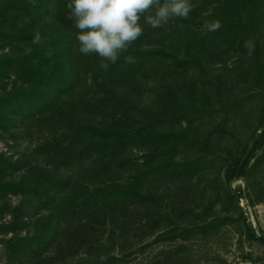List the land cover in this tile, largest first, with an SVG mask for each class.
I'll return each mask as SVG.
<instances>
[{
    "label": "trees",
    "instance_id": "obj_1",
    "mask_svg": "<svg viewBox=\"0 0 264 264\" xmlns=\"http://www.w3.org/2000/svg\"><path fill=\"white\" fill-rule=\"evenodd\" d=\"M68 2L0 0V131L17 134L31 146L29 153L17 159L0 154V247L5 249L6 264H130L127 258L136 253L127 251L129 231L154 226L166 231L168 227L169 203L153 183L138 179L89 188L72 174L74 157L62 152L83 139L85 149L111 147L114 155L127 134L140 133L132 128L123 133L80 123L86 97L124 99L127 92L122 80L130 74L157 78L166 72L193 69L194 76L192 43L185 33L191 20H170L173 24L167 29L143 27V35L116 63L107 62L108 68L103 69L96 54L79 52L78 30L67 19ZM37 33L41 37L38 44L33 43ZM260 52L257 37L249 58H257ZM128 57L134 62H128ZM252 90L261 94L264 88L255 83ZM235 106L212 102L193 107L177 125L171 122L176 139L170 158L179 157L180 166L194 164L192 172L203 176L206 189L236 210L235 216L216 211L212 221H204L191 232L218 229L229 221L239 224L240 235L264 248L239 207L243 196L253 203L250 194L257 177L264 174V154L249 165L264 144V117L255 147L245 152L232 172L228 158L197 160L200 135L211 130L228 134ZM246 158L242 175H238ZM235 179L245 182L239 197L228 186ZM120 234L123 240L117 244L115 237ZM243 258L254 262L251 254Z\"/></svg>",
    "mask_w": 264,
    "mask_h": 264
},
{
    "label": "rangeland",
    "instance_id": "obj_2",
    "mask_svg": "<svg viewBox=\"0 0 264 264\" xmlns=\"http://www.w3.org/2000/svg\"><path fill=\"white\" fill-rule=\"evenodd\" d=\"M191 3L194 8L187 19L193 22H189L185 33L192 43L195 75L192 76L193 69L170 71L157 78L130 74L122 80V89L127 92L124 99L87 96L80 123L123 133L132 128L140 133L127 134L114 155L110 154L111 147L85 149L83 139L67 145L62 153L74 157L72 174L89 188L139 179L153 183L164 201H168L166 231L154 226L127 233V251L136 253L127 258L132 260L130 264H264V248L240 235L239 224L225 221L218 229L191 232L204 221H212L216 211H221L222 216L227 213L235 216L236 210L231 203L222 204L215 198L212 189H206L203 176L192 172L194 164L180 166L179 157L173 161L170 158L176 139L171 122L177 125L193 107L199 109L212 102L218 106L235 103L232 129L226 135L212 130L201 134L197 160L201 163L216 156L228 158V171L232 172L237 161L252 147L264 117V90L261 94L251 92L255 83L264 88V0H191ZM206 20L219 21L221 26L204 32ZM140 24L150 27L143 17ZM257 37L261 52L250 59ZM95 141L93 138L92 142ZM30 150L23 137L0 131V154L17 159ZM262 154L264 144L249 165ZM257 179L250 194L253 203L249 204L248 197L243 196L239 207L245 211L255 235L264 237V174ZM228 186L237 197L239 191L245 190L241 179L231 181ZM122 240V234L115 237L117 244ZM246 254H251L254 262L246 261L243 258ZM6 260L5 249L0 247V264H6Z\"/></svg>",
    "mask_w": 264,
    "mask_h": 264
},
{
    "label": "clouds",
    "instance_id": "obj_3",
    "mask_svg": "<svg viewBox=\"0 0 264 264\" xmlns=\"http://www.w3.org/2000/svg\"><path fill=\"white\" fill-rule=\"evenodd\" d=\"M67 19L73 21L79 52L96 54L100 67L116 63L120 54L138 40L144 32L140 20L152 28H160L170 20L187 19L194 5L191 0H69ZM219 21H205L204 32L219 29ZM37 33L33 43H40ZM30 52L31 50H26ZM134 62V58H126Z\"/></svg>",
    "mask_w": 264,
    "mask_h": 264
},
{
    "label": "water",
    "instance_id": "obj_4",
    "mask_svg": "<svg viewBox=\"0 0 264 264\" xmlns=\"http://www.w3.org/2000/svg\"><path fill=\"white\" fill-rule=\"evenodd\" d=\"M262 128H264V124H263ZM260 134H261V131L258 132V135H257V137L255 138V140L253 142V145L251 147V150L255 147L256 142H257L258 137H259ZM246 162H247V158L244 159V161L241 163V165L239 167L238 175H242V172H243V169H244V166H245ZM258 239L264 244V238L263 237H258Z\"/></svg>",
    "mask_w": 264,
    "mask_h": 264
}]
</instances>
